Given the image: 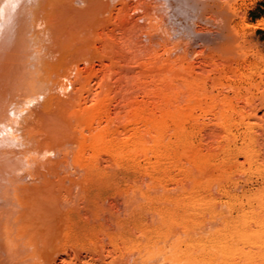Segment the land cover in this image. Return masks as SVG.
Returning a JSON list of instances; mask_svg holds the SVG:
<instances>
[{"label":"bare ground","instance_id":"bare-ground-1","mask_svg":"<svg viewBox=\"0 0 264 264\" xmlns=\"http://www.w3.org/2000/svg\"><path fill=\"white\" fill-rule=\"evenodd\" d=\"M220 2L0 0V264L264 263V222L253 257L227 225L215 228L213 211L200 218L202 197L223 190L232 160L215 163L226 149L195 140L198 118L174 105L192 89L176 65L199 45L229 43V18L214 10ZM81 5L110 18L111 28L93 32L101 68L105 59L116 66L119 53L164 47L170 84L153 90L143 82L141 95L113 96V70L99 76L93 57L75 60L56 35L57 10L80 14ZM247 27L264 30V20ZM137 63V80L160 71Z\"/></svg>","mask_w":264,"mask_h":264},{"label":"rangeland","instance_id":"rangeland-1","mask_svg":"<svg viewBox=\"0 0 264 264\" xmlns=\"http://www.w3.org/2000/svg\"><path fill=\"white\" fill-rule=\"evenodd\" d=\"M214 10L215 13L218 12L221 16L226 15L229 18V33L227 31L230 38L229 43L215 44L209 48L199 45L197 51L193 52L189 60L184 62L183 67L176 65L173 70H182L187 81L192 83V89L189 93L184 91L180 100L176 101L174 105L180 106L185 113L189 110L198 118L195 140L201 142L202 145L210 144L226 149V152L220 156L209 153L210 159H214L216 156L215 163L228 158L232 160L226 167L227 179L222 183L223 190H220L219 186H214L212 194L202 197L205 200L199 210L200 218L202 219L204 215L209 218V212L213 211L217 214L215 228L219 229L227 225L233 243L238 245L241 251L256 257L261 252L263 240L261 232L264 222V30L244 27L246 24L255 25L258 21L264 20V18L257 20L260 16H264V0H221L218 5H215ZM77 12V9L71 10L69 7L57 10L60 19L57 23L56 35L63 45H69V48L74 51L72 57L75 60H81L86 55L90 58L93 57L92 61L95 63L96 73L99 76L105 75L106 71L112 72L113 70L114 76L111 74L112 79L110 78V81H112L113 90L117 92L114 93L111 90V92L113 91L111 96L113 93V96L120 92L123 94L121 90H124L126 95L132 93L133 95H141L142 93L138 88L141 87L142 91L143 85H146L147 82L150 84L147 86L153 87V90H159L164 84H170L174 73L165 70L168 65V58L166 59L168 52L165 51L166 48L164 49V47L159 48L162 52L149 51L154 52V55L148 51L119 53V59L116 55L115 64L117 63L119 67L123 65L120 67L121 69L118 68L117 64V69H115L116 66H112L115 58L114 61L105 59L106 65L101 68L100 62L98 63L99 55L97 56L95 51H90L93 46H97L99 51L102 48V44L96 43L98 40L93 32H96V28L99 31H105V29L107 31V28H111V25L109 26L110 18L106 17L105 19L103 17L102 20L101 17L98 18L97 16L96 18V15L91 13L90 5H81L80 14ZM84 20L88 25L83 23ZM96 20L99 23L103 22L99 24ZM93 24H95V28ZM102 24H104V28ZM66 26H72L70 27L71 33L67 34L63 29ZM84 29L87 32L90 30L92 36H86L87 32ZM80 36L81 39H79ZM178 42L184 45L179 39L176 43ZM179 53L177 51L175 53V56L178 54L177 57L174 56L176 61L181 59L183 52ZM160 54L161 56L158 57L157 55ZM120 56L122 57L120 58ZM134 56L135 58H133ZM127 59L129 62H126ZM120 60H125V63L122 61L124 64H121ZM135 60H145L160 68V71L157 70L154 73L153 81L149 79L145 82L144 77L140 79L141 81L137 80L142 75L138 69L137 62L139 61ZM124 65L125 67L129 66V73ZM82 67L84 68V65ZM123 67L124 69H122ZM188 70H192L193 73L186 75ZM122 71L124 73H121ZM103 72L105 73L103 74ZM132 79L136 87L132 84ZM119 81H121L120 84ZM194 123V121H189L186 122L185 126L190 128ZM254 261L253 264H264L260 256L256 257Z\"/></svg>","mask_w":264,"mask_h":264},{"label":"crops","instance_id":"crops-1","mask_svg":"<svg viewBox=\"0 0 264 264\" xmlns=\"http://www.w3.org/2000/svg\"><path fill=\"white\" fill-rule=\"evenodd\" d=\"M262 18H264V16H260L259 18H257V20H260V19H262Z\"/></svg>","mask_w":264,"mask_h":264}]
</instances>
